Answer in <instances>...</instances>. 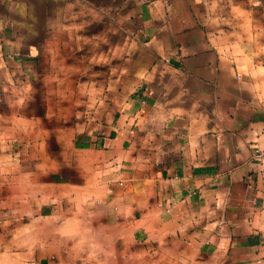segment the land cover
Returning <instances> with one entry per match:
<instances>
[{
	"label": "crops",
	"instance_id": "0c3cea01",
	"mask_svg": "<svg viewBox=\"0 0 264 264\" xmlns=\"http://www.w3.org/2000/svg\"><path fill=\"white\" fill-rule=\"evenodd\" d=\"M264 0H0V264H264Z\"/></svg>",
	"mask_w": 264,
	"mask_h": 264
},
{
	"label": "built area",
	"instance_id": "2783aa9c",
	"mask_svg": "<svg viewBox=\"0 0 264 264\" xmlns=\"http://www.w3.org/2000/svg\"><path fill=\"white\" fill-rule=\"evenodd\" d=\"M257 157L260 160L264 161V149L258 152ZM261 247H262V253H263V260H264V233L262 235Z\"/></svg>",
	"mask_w": 264,
	"mask_h": 264
}]
</instances>
